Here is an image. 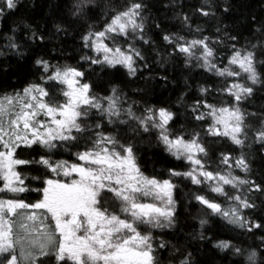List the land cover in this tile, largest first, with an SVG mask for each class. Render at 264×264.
I'll return each mask as SVG.
<instances>
[{"label": "snow or ice", "instance_id": "obj_1", "mask_svg": "<svg viewBox=\"0 0 264 264\" xmlns=\"http://www.w3.org/2000/svg\"><path fill=\"white\" fill-rule=\"evenodd\" d=\"M18 3L0 0V17ZM149 8L148 0H126L118 7L112 0L103 4L63 0V15L52 21L51 36L47 29L25 24L27 40L18 39L16 29L3 37L6 47L23 58L24 50L31 47L29 41L68 37L78 27L81 49L91 54L81 55L75 65L38 55L34 66L39 75L22 87L0 93V264H204L187 246L165 239L164 230L178 225L176 178L207 189L192 193L204 213L199 218L201 230L192 239H209L205 225L208 217L215 216L246 234L264 233V169L257 173L244 151L253 144L264 151V110L242 107L254 95L255 86L264 88L260 71L264 68V21L241 45L240 33L235 27L229 30L219 11L229 13L231 0L222 4L202 0L193 12H184L183 5L176 4L177 31L161 28ZM194 16L205 24L212 22L214 31L205 35L200 24L193 29ZM150 20L161 28L166 51L170 49L162 60V54L152 49L158 60L167 63L169 57L182 56L189 70L203 68L223 77L224 85L212 89L211 84H200V95L190 103L185 91L174 103L150 104L144 96L132 99L112 82L121 69L136 77L149 66L142 45L151 49L154 43L146 31ZM93 66L104 74H97V82L91 79L96 73ZM160 78L169 79L167 75ZM100 81L109 87L103 88ZM185 87L189 88L187 78ZM213 91L227 94L228 101L210 102ZM196 122L207 127L189 128ZM220 137L239 146V155L233 157L230 149L215 157L214 140L209 138ZM144 140H154L176 160L187 161V170L169 168L166 178L146 174L138 157V144ZM37 148L38 158L20 155ZM63 152L75 159H57ZM29 166L42 174L25 172ZM234 169L245 176L236 175ZM33 182L38 186L32 187ZM27 193H35L36 198L25 199L22 194ZM260 241L264 246V235ZM214 247L245 255L231 240L216 239ZM246 264H264V251L248 250Z\"/></svg>", "mask_w": 264, "mask_h": 264}, {"label": "trees", "instance_id": "obj_2", "mask_svg": "<svg viewBox=\"0 0 264 264\" xmlns=\"http://www.w3.org/2000/svg\"><path fill=\"white\" fill-rule=\"evenodd\" d=\"M103 4L104 0H100ZM126 0H112V5L118 7L123 5ZM217 4H222L223 0H215ZM150 5L149 11L156 22L161 24V28L171 31L179 30L178 21L175 18L173 8L176 4L183 5L184 12H193L194 9L200 6L202 0H148ZM232 8L227 14L222 13V8L219 10L223 17V22L229 26L231 31L235 27L236 31L240 33V44H246L247 40L255 33L256 27L259 22L264 21V0H231ZM52 5V7H50ZM59 6V7H58ZM63 7V0H19L18 6L14 10H5L4 16L0 17V69H7L6 71L0 70V93L11 91L12 89L22 87L27 82L35 79L39 73L34 66V60L38 55H44L46 59L52 62L59 61L60 63H69L75 65L79 57L84 54H91L87 49H81V41L79 39L78 27L73 30L68 37H55L49 38L46 36L44 42L39 40L35 42L29 41L31 47L25 49L23 58L18 56L15 52L6 47L7 41L3 38L5 35L10 34L12 29H16L17 37L27 40L25 35L27 29L25 24L38 27L41 31L48 30L49 36L54 32L52 21L57 20L58 17L63 15L61 8ZM181 9L176 8V11ZM251 17H255L256 21L252 22ZM205 24L201 18L193 17V29L196 24H200L204 28V34L210 35L214 31V25ZM150 28L146 31L151 36L154 43L149 49L148 45H142L146 51L149 59V66L142 68L136 77H129L126 75V70L121 69L119 73L111 77V81L121 85L123 91L127 92L132 99H140L141 96L150 104L159 103H174L180 93L189 91L188 102L190 103L193 98L200 95L198 86L200 84H211L212 89H216L224 85L225 80L223 77H218L212 73H207L203 68H191L190 70L182 63L183 57L179 59L168 58L167 63H162L161 60L167 55L166 42L162 39L161 28H156L153 20L149 21ZM181 34H184L182 32ZM191 38V37H189ZM255 43V40H252ZM240 46V45H238ZM158 50L161 55V60L157 59L156 51ZM83 63V62H81ZM224 63H227L225 60ZM87 64L84 68L87 69ZM96 73L91 76L94 82L98 81V75L102 77L104 74L100 72L98 66ZM260 71L264 74V68ZM167 75L168 81L165 82L160 77ZM189 88L185 87V80ZM264 78V75H262ZM107 79V78H105ZM243 79L241 78H228ZM103 88L109 87L108 83H103ZM256 91L249 100L242 103V107L247 111L258 112L264 110V88L257 85ZM134 89H143V92L137 93ZM101 91L100 88L96 89ZM103 94L107 95L108 92L104 91ZM209 101L216 103L217 101L227 102L229 97L227 94L218 93L213 91L212 95L208 97ZM179 107V106H177ZM175 110V109H174ZM183 114L184 109L180 108ZM185 117L182 115L181 122H184ZM211 121L209 120V123ZM203 122H196L189 125L197 127ZM206 128L207 125L203 124ZM203 135V132H202ZM214 142L212 147L214 149V156L218 157L220 152H227L232 149L233 157L239 155V146L233 145L226 137L209 138ZM250 142V141H249ZM138 157L141 168L146 174L157 175L159 177H167V170L175 167L178 170H187V161L176 160L175 157L164 151L163 146L157 144L154 140L149 142L144 140L138 144ZM75 149H73V152ZM244 151L248 153L249 159L252 163L253 169L259 173L264 169V151H261L258 144H253L251 148H245ZM40 149L36 151L26 150L20 153L25 159L32 157L38 158ZM57 159L74 160L75 157L68 152H63ZM218 162V161H217ZM215 163L212 167H215ZM222 169L225 165L220 166ZM29 172L30 175L42 174L37 168L29 166L23 169ZM236 175L242 177L245 174L240 169H234ZM175 183L178 185L175 190V198L178 201V225L175 230L165 229L168 235L165 236L166 240H170L178 247L187 246L188 250L193 251L194 256L204 262V264H239V261L244 260L246 264L247 251L255 248L257 252L264 251V246H261L260 236L264 233L256 232L255 235L246 234L242 229L233 225H228L226 221L220 217H208L209 224L205 225V235L209 237L207 240L192 239V236L200 232L199 218L204 214L202 206L192 199V193L199 191L202 187L207 191L205 186H197L184 178H176ZM38 186L33 182L32 187ZM215 195V194H212ZM28 200H33L30 197H24ZM222 199V198H221ZM159 235L161 230H155ZM216 239L231 240L232 243L245 250L244 256H234L231 249L221 251L214 247ZM168 252L164 256H168ZM259 259V258H258Z\"/></svg>", "mask_w": 264, "mask_h": 264}, {"label": "rangeland", "instance_id": "obj_3", "mask_svg": "<svg viewBox=\"0 0 264 264\" xmlns=\"http://www.w3.org/2000/svg\"><path fill=\"white\" fill-rule=\"evenodd\" d=\"M24 197H30L33 198V200L36 198V194L35 193H27V194H22Z\"/></svg>", "mask_w": 264, "mask_h": 264}]
</instances>
